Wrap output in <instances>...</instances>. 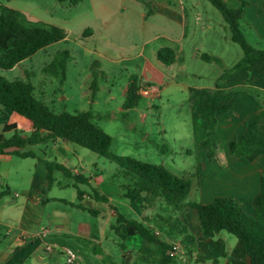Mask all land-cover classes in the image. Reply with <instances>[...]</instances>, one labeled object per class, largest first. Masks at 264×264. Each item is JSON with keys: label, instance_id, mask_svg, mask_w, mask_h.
Masks as SVG:
<instances>
[{"label": "crops", "instance_id": "1", "mask_svg": "<svg viewBox=\"0 0 264 264\" xmlns=\"http://www.w3.org/2000/svg\"><path fill=\"white\" fill-rule=\"evenodd\" d=\"M146 1L150 13L137 0H88L93 16L99 19V26L98 29L86 27V38L93 39L99 35L112 42L111 32L118 28L109 24L108 18L117 11L125 16L137 13L143 23L139 29L141 37L145 38L143 43L157 38L170 44L179 43V56H182L180 68L184 69V62L189 59L182 54L188 38V18L197 20L202 4L199 0ZM222 1L233 9L240 7V0ZM222 25L226 27L224 21ZM239 29L245 34L246 41L254 44L247 41L252 47L264 49V0H246ZM165 47L171 48L161 45L154 53L156 58L158 51ZM201 54L194 52L190 59H200ZM139 56L144 59L142 76H146L152 64L142 53ZM220 74L215 77L214 83ZM138 81L143 82L141 79ZM143 83L149 84L147 81ZM214 83L213 86L195 88L212 89ZM225 85L235 102L226 114L217 115V126L212 136L217 142L216 157L209 158L204 149H196L199 172L195 191L201 204L226 197L252 216L253 199L264 176V154L253 161L234 158L229 153L228 144L244 135L245 123L260 113L262 117L258 129L264 132V63L230 76ZM190 116L197 145L207 125L191 106ZM5 125H13L23 134L32 131L31 122L16 113L13 114V121L4 124L0 130V136L9 138L13 130L3 133ZM69 143L63 139L45 140L22 149L3 148L0 152V264H67L60 250L64 246L73 249L78 256L72 264H147L139 262L142 250L146 247L157 256L158 246L147 243L140 236H128L120 241L111 229L117 213L142 222L167 245L179 244L180 250L168 264H249L241 244L233 235L221 231L210 238L203 237L198 216L190 207L184 206L180 211L171 213L160 200L143 207L141 199L131 203L124 197L122 186L125 183L117 187L102 178L98 170L86 179L71 166V158L75 155ZM15 152H29L34 156L21 157ZM44 161L62 165L68 174L54 170L49 182ZM217 161L225 162L220 166ZM116 173L120 176L118 168ZM75 176L82 177L85 181L81 184L88 185L92 192L73 187L75 193H67L66 189L72 186L71 177ZM76 189L80 191V197ZM158 205L160 210L156 211ZM45 244H52L54 250L46 252Z\"/></svg>", "mask_w": 264, "mask_h": 264}, {"label": "rangeland", "instance_id": "2", "mask_svg": "<svg viewBox=\"0 0 264 264\" xmlns=\"http://www.w3.org/2000/svg\"><path fill=\"white\" fill-rule=\"evenodd\" d=\"M199 1L202 4L198 10L199 17L197 20L188 18V38L182 54L189 59L181 69L179 43L170 44L161 38L143 43L145 38L139 33L143 23L137 13L125 16L117 11L108 18L109 24L118 29L111 32L112 42H107L99 35L93 39L86 38V27L98 29L99 26V19L93 16L88 0L76 6L56 0H0V5L19 10L32 21L57 26L66 34L65 39L43 47L12 69L0 70V75L8 80H22L27 75L35 88V97L45 102L54 113L91 112L93 122L111 137L110 151L113 154L162 165L178 177L190 178L192 188L185 202H199L194 175L199 162L195 156L196 144L186 87L213 86L215 77L242 57L240 47L230 40L229 31L223 27L219 11L208 1ZM243 2L245 4L246 0H240L242 8ZM161 45H169L176 54L169 66L164 65L161 57L154 55ZM62 50L69 52L70 59L66 81L59 85L55 78L43 73L42 68ZM194 52L218 57L221 64L190 59ZM139 53L152 64L146 76H142L144 59ZM93 71L97 73L96 78L90 76ZM132 77L149 83H139L140 88L152 86L154 91L142 96L136 107L125 110L122 109L125 89ZM13 114L0 108V130L4 124L13 121ZM69 144L75 155L71 158V166L86 179L98 170L102 178L117 187L125 183L117 175L115 164L83 147ZM217 162L222 166L225 161ZM71 182L67 193L74 194L73 187L92 192L88 185L75 183L73 177ZM159 207L156 211L160 210Z\"/></svg>", "mask_w": 264, "mask_h": 264}, {"label": "trees", "instance_id": "3", "mask_svg": "<svg viewBox=\"0 0 264 264\" xmlns=\"http://www.w3.org/2000/svg\"><path fill=\"white\" fill-rule=\"evenodd\" d=\"M58 3H68L76 6L81 0H56ZM150 13L146 0H137ZM221 14L230 40L236 43L242 57L229 69H224L214 83L212 89L188 88V101L195 113L206 122V130L196 149H204L209 158L216 157L217 142L212 139L217 126V115L226 114L234 105V97L225 85L230 76L249 71L253 66L264 63V49L252 47L239 29V20L242 5L239 8H229L222 0H208ZM244 4V2L242 3ZM63 29L40 21H32L16 9L0 5V70L7 71L18 65L24 59L31 57L43 47L65 39ZM158 57L164 64L174 62L176 54L171 48H162ZM199 58L204 62H213L220 65L217 57L201 54ZM70 54L67 50L57 52L51 61L42 68V72L55 78L59 85L66 79L67 63ZM22 80H8L0 75V108L14 112L29 120L32 131L23 134L13 125H5L3 133L13 130L12 135L6 138L0 136V152L3 148L15 147L22 149L27 145H36L45 140L63 139L83 147L96 155L115 164L119 175L125 180L122 186L124 197L129 202L142 200L144 207L155 201H162L165 208L173 212L180 211L184 206L193 209L199 219L203 237L210 238L224 231L233 235L241 244L249 264H264V176L260 179V189L253 199L254 214L248 215L232 199L226 197L215 198L209 204L197 201L185 202L192 188V180L187 177H178L162 165L144 163L129 156L115 155L110 151L111 137L93 122L91 112L68 113L61 111L54 113L41 99L35 97V88L27 75ZM96 78L97 73L92 72ZM94 85V80H93ZM94 89V87H92ZM139 81L132 77L125 89V98L122 109L136 107L142 97L138 94ZM262 113L254 116L245 123L246 133L228 144L229 153L234 158H244L253 161L264 154V132L258 129ZM21 157L34 156L32 153L15 152ZM47 168V180H52L54 170L68 174V170L55 162L44 161ZM199 167L195 170L197 178ZM75 183H84L80 176L73 177ZM77 196L81 193L76 189ZM106 200L105 197H99ZM111 229L122 241L128 236H140L147 243L158 246L157 256L150 253L148 248L142 250L139 262L147 264H168V252L171 245L161 241L151 228L135 219L116 214Z\"/></svg>", "mask_w": 264, "mask_h": 264}, {"label": "built area", "instance_id": "4", "mask_svg": "<svg viewBox=\"0 0 264 264\" xmlns=\"http://www.w3.org/2000/svg\"><path fill=\"white\" fill-rule=\"evenodd\" d=\"M154 89L153 87H141L138 91L140 96H148L150 93H153ZM55 246H53L52 244H45L44 249L46 252L50 253L54 250ZM61 252L64 254L65 256V261L67 264H72L74 263L77 259L78 256L77 254L74 252L73 249H71L70 247L64 246L60 248ZM180 250V245L177 243L171 244V249L168 252V256L170 258L175 257V255L178 253V251Z\"/></svg>", "mask_w": 264, "mask_h": 264}]
</instances>
